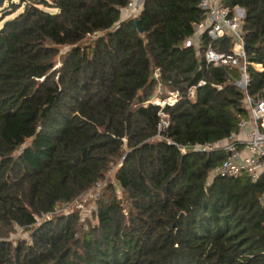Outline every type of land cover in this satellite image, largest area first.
Here are the masks:
<instances>
[{
    "label": "trees",
    "instance_id": "obj_1",
    "mask_svg": "<svg viewBox=\"0 0 264 264\" xmlns=\"http://www.w3.org/2000/svg\"><path fill=\"white\" fill-rule=\"evenodd\" d=\"M127 1L2 0L0 264H264V174L207 184L222 151L179 149L222 143L246 118L239 71L207 66L205 41L183 45L199 0H142L139 30L120 18ZM222 2L243 11L246 61L262 67L247 68L254 95L264 86V0ZM59 48L68 50L56 66ZM159 85L161 99H179L163 108L156 138L158 107L142 103ZM115 165L121 198L107 185L93 224L70 214L35 225ZM15 227L31 243L6 241Z\"/></svg>",
    "mask_w": 264,
    "mask_h": 264
},
{
    "label": "built area",
    "instance_id": "obj_2",
    "mask_svg": "<svg viewBox=\"0 0 264 264\" xmlns=\"http://www.w3.org/2000/svg\"><path fill=\"white\" fill-rule=\"evenodd\" d=\"M142 0H128L120 11L122 19L136 20L141 9ZM197 9L200 11L199 21L192 24V34L183 45L192 46L199 51L205 41L202 59L207 66L212 68L228 66L237 69L240 73L239 80L233 85L243 92V108L246 118H238L236 130L228 134L222 143L193 144L181 147L180 152L187 151L207 153L215 149L222 151L224 159L215 166L207 175V184L215 177L236 178L246 176L251 182H255L261 174H264V86L254 95L246 92L249 79L247 68L261 73L259 64H251L246 61L244 50L242 20L243 11L238 6L227 7L222 0H199ZM227 40L229 48L227 52L218 51L215 44ZM157 76V73L154 75ZM205 82L199 81L196 87L204 86ZM220 90V86H212ZM161 90V86L157 87ZM194 87L187 91V97L191 98ZM179 99L177 91L167 92L163 99L152 97L142 103V106L153 105L158 107L156 125V138L165 130L168 124V116L163 112L164 107H172ZM98 186L96 184L94 187ZM259 203L264 208V192L259 196ZM49 214L43 215L47 217ZM36 221V218H35Z\"/></svg>",
    "mask_w": 264,
    "mask_h": 264
},
{
    "label": "rangeland",
    "instance_id": "obj_3",
    "mask_svg": "<svg viewBox=\"0 0 264 264\" xmlns=\"http://www.w3.org/2000/svg\"><path fill=\"white\" fill-rule=\"evenodd\" d=\"M18 0H13V2H17ZM2 4V3H1ZM6 4L4 3L5 7ZM2 9V6H0V10ZM50 12H54L53 10H50ZM122 18V17H121ZM5 20V19H4ZM0 21V26L2 22ZM68 48H59L58 55L55 58L56 60V66H58V58L60 55H63ZM164 95L163 90H159L158 88L155 89L152 97H155L157 99H161L159 96ZM166 96V95H165ZM151 97V98H152ZM164 97V96H163ZM117 165L112 166L109 170V172L106 174L104 180L98 184V186L90 189L85 194H82L72 202L68 204H62L57 206V208L54 210L52 214H49L47 217H37L36 218V224H39L42 221H47L52 219L53 217L58 216H67L70 214H77L79 221H89L91 224L94 223V220H92V210H94L95 202L99 199L100 195L102 194L104 188L107 185H110L113 190L114 194L117 198H121V191L119 190L115 180H114V172L116 170ZM12 243L13 245L16 244L18 241H25L26 243L30 242L29 232L25 231L22 228L15 227L14 232L9 236V238L6 240Z\"/></svg>",
    "mask_w": 264,
    "mask_h": 264
},
{
    "label": "water",
    "instance_id": "obj_4",
    "mask_svg": "<svg viewBox=\"0 0 264 264\" xmlns=\"http://www.w3.org/2000/svg\"><path fill=\"white\" fill-rule=\"evenodd\" d=\"M2 3V0H0V5ZM134 24L136 26V28L139 30V26H138V21L137 20H134ZM244 50H245V47H244Z\"/></svg>",
    "mask_w": 264,
    "mask_h": 264
},
{
    "label": "crops",
    "instance_id": "obj_5",
    "mask_svg": "<svg viewBox=\"0 0 264 264\" xmlns=\"http://www.w3.org/2000/svg\"><path fill=\"white\" fill-rule=\"evenodd\" d=\"M120 18H121V16H120ZM122 19V18H121Z\"/></svg>",
    "mask_w": 264,
    "mask_h": 264
}]
</instances>
